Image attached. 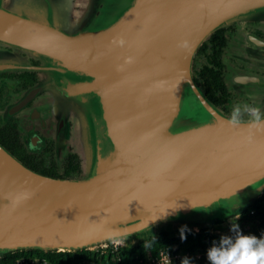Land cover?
Here are the masks:
<instances>
[{"label":"water","instance_id":"95a60500","mask_svg":"<svg viewBox=\"0 0 264 264\" xmlns=\"http://www.w3.org/2000/svg\"><path fill=\"white\" fill-rule=\"evenodd\" d=\"M88 7L93 29L61 34L90 39L81 44L0 14V41L90 79L86 92H70L75 104L54 133L57 142L70 122L79 176L39 174L0 145V252L121 245L177 225L227 232L236 210L264 193V128H250L249 117L230 125L194 82L191 64L215 29L264 21V0H91ZM248 40L264 63V43ZM246 92L264 113V82L253 80ZM231 193L243 201L232 210L218 200Z\"/></svg>","mask_w":264,"mask_h":264},{"label":"flooded vegetation","instance_id":"af4514ba","mask_svg":"<svg viewBox=\"0 0 264 264\" xmlns=\"http://www.w3.org/2000/svg\"><path fill=\"white\" fill-rule=\"evenodd\" d=\"M90 1L91 0H0V14H6L2 10V5L11 2V4L17 6L18 9L21 8L22 11L18 10V13H16L17 11L13 13L16 15L18 14L23 20L27 21L29 25L20 23L31 31L39 34H62L72 33V30L76 29L73 31L74 33L84 34L90 31V29H93L91 20L93 11H89L88 7ZM78 2L80 4H78ZM77 6L82 9L78 10ZM76 18L78 20H76ZM66 22L69 24V27L62 25ZM233 28L235 33L241 36L238 37L237 40L232 37L231 45L233 49L238 52V57L244 60V63L233 58L231 69H233L235 73L236 71L245 70L264 76V63L259 62L257 58L260 51L248 40L250 36L264 43V32L258 30L254 22L250 23V21L244 26L237 25ZM225 32L226 30H224L223 35L226 39ZM12 47L15 48L17 46L6 44L3 48L6 52H11L13 49ZM6 52L3 54H6ZM229 53H232V50ZM42 59L52 65V69L47 68L52 71L47 80L38 78V75L42 74L46 66L42 65V61L37 58H29L27 60L28 63L20 71H0V79L1 77L4 78V80L11 78L18 83V91L20 90L22 92L24 90L20 95V92L18 94L17 92H7L4 98H1L0 101L4 103V107L2 106L3 109L0 112V124L5 123L8 126H13L19 145L34 161L43 163L41 157H34L35 153H37V156L38 154L41 156L51 151L55 157L54 158L53 155L49 157V167L51 168V164H55L56 160L66 156V163L67 157L71 155V147L67 141L70 134V122L66 121L64 123L66 148H59V153H56L57 149L55 150L54 148L56 144L54 143V133H56L58 129L57 126L60 122L59 117L61 116V118H64L67 112V105L75 104V100L73 99L75 94H70L68 89L66 90L67 84L65 83L66 78L64 76L68 75L70 72L66 71V68H62L63 66L59 65V63H57L58 61H55V59L46 57H42ZM28 95L29 97L25 99ZM18 104V108L13 109ZM221 106L217 107L220 108ZM48 120L54 122L52 126L53 129H51L53 135L50 132L51 130L42 128ZM23 136H25V140ZM58 154L60 157L57 158L56 156Z\"/></svg>","mask_w":264,"mask_h":264},{"label":"trees","instance_id":"16d2710c","mask_svg":"<svg viewBox=\"0 0 264 264\" xmlns=\"http://www.w3.org/2000/svg\"><path fill=\"white\" fill-rule=\"evenodd\" d=\"M224 30V27L215 29L197 48L195 56L202 55L204 63L197 69H192L194 82L203 91L206 99L215 106H221L229 97V92L222 77L221 54L226 41L223 35ZM0 145L23 165L42 175L62 178L79 170L77 160L73 154L67 157L62 174L54 171V163L51 164V168H46L41 162L34 161L19 145L13 126H8L5 123L0 124ZM233 224L238 225L241 234L254 235L257 238L264 237V193L237 211V218L233 219L228 225L226 234H221L219 227L212 230L210 227H199L194 230L187 225L169 226L165 229L160 227L156 232H147L135 242L117 246L115 251H112L110 243H107L104 251L98 247L69 251L17 249L0 252V264H13L18 257L34 256L44 257L55 263L138 264V260L143 258L147 252L150 256H154L162 248L175 247L189 254L200 253L205 245L210 242H220L221 237L234 236ZM182 229L184 232L183 239L181 238ZM209 231H211L210 234ZM188 260L190 264H210V261L204 257H189Z\"/></svg>","mask_w":264,"mask_h":264},{"label":"rangeland","instance_id":"374dc122","mask_svg":"<svg viewBox=\"0 0 264 264\" xmlns=\"http://www.w3.org/2000/svg\"><path fill=\"white\" fill-rule=\"evenodd\" d=\"M78 4H80V3L78 2ZM2 8L1 9L3 10L4 13H6L5 15H7L8 17L16 19L17 21H19V22H21V23H23L25 25H29L28 22L23 20V18L21 16H19L18 14L16 15V14L13 13L15 11H17L16 13H18V10H21V8L18 9L17 6L12 5L11 2L5 3L4 5H2ZM77 9L79 10V9H82V8L77 6ZM76 20H78V19L76 18ZM67 22L65 24H62V25L65 26V27H69V24H67ZM76 22H78V21H76ZM248 22L249 21H244L243 22V21H239L238 20V21L233 22L230 25L224 27L225 30H226L225 34H226V40L227 41H226L225 46L223 47V51H222V54H221V61H222V64H223L222 77H223L224 83H225V85L227 87V90L229 92V97H228L226 103L223 106H221L220 108L219 107L218 108L221 109L223 111L224 115L226 117H228V118L230 117L231 110H232L234 105H237V104H240V105L248 104V105H251V106L255 107V101H254V98L252 97V95H250L248 92H246V90H242L241 88H239L241 90L236 89L235 85H233L232 82L230 81L231 75L234 73L233 72L234 70L231 69L232 68V61H233V58H234L232 55L233 54H236V55L238 54V52H236L233 49V46L231 45V43H232L231 38L234 37V39L237 40V38L241 36L240 34L235 33V30H234L233 27L237 26V25L238 26H244ZM252 22H254V25H255V27L258 30H260L261 32H264V21L263 20L257 19V20H254V21H250V23H252ZM74 30H76V29H73L71 34L74 33L73 32ZM43 31H44V29H43ZM234 44H235V41H234ZM5 45H6L5 43L0 42V71H4V70H8L10 72L20 71L28 63L27 60L29 58H37V59L42 61L41 62L42 65L46 66V69L43 70L42 74L38 75V78L39 79L44 78V80H47L50 77L52 71L49 70V69H52V65L47 63L46 61H44L42 59L41 55L33 53V52L25 50V49H22L20 47H15V48L12 47L13 49H12L11 52H6L4 50V48H3ZM231 50H232V53H229V52H231ZM233 50H234V52H233ZM4 52H6V54H3ZM202 63H204L203 56L202 55H197V56L194 55L193 59H192L191 67H192L193 70L197 69ZM47 68H49V69H47ZM62 68H64V67H62ZM242 71L246 72L245 70H242ZM78 72H76V73H78ZM69 74L64 76L66 78L65 79V83L67 84L66 85V90L68 89V92H73V90L76 91V88H78V90L81 93L82 92L84 93V92H86V90H89V87L86 88V86H88L89 82H90V79H87V75H85L84 77H76L71 72ZM81 74L82 73H78V76H81ZM74 81H80L82 83H80V85L78 86L77 84L73 83ZM18 86H19L18 83L15 82L14 80H12L11 78L4 80V78L1 77V79H0V100H1V98H4V96H5V94L7 92H12V93L17 92V94L20 92L19 93V95H20L24 90L22 92L20 90L18 91V89H19ZM7 96H9V95H7ZM95 101L98 103V99L97 98L95 99ZM3 104L4 103H2L0 101V112L2 111V109L4 107ZM91 106H92V108L93 107H98L97 104H92ZM130 116H132V112H131ZM243 117H248V115L244 114ZM60 118H61V116L59 117V119ZM44 125L45 126H43L42 128H44L45 130H51V129H53L52 126L54 125V122L53 121L51 122V120H48ZM50 132L52 133V130ZM62 134H63V132H60L59 137H57V144L58 145L66 142V138H64V135L62 136ZM52 135H53V133H52ZM24 137L25 136H23V139L25 140ZM68 140L69 139H67V141ZM60 149H57L56 153L57 152L59 153ZM52 155L54 157V154L51 151H48L45 155L43 154L41 156H40V154H38V156H37V153H35L34 157L35 156H36V158L37 157H41L42 160H43L42 165L45 166V167H49L50 166V158L49 157L52 156ZM56 157L57 158L60 157L59 154ZM65 160H66V156L62 157L59 160H56V162H55V171L57 173H59V174L63 173L64 167H65ZM77 176H78L77 173H75V172L73 173L72 172L69 175L64 176V178H74V177H77ZM218 200H221L222 203H224L225 206L228 207L230 210L234 209L237 206H240L241 203L243 202L242 200H239L238 198H236L234 193H231L228 196H225L224 198L218 199ZM238 209L236 210V212L238 211ZM201 213H203V212H201ZM206 215H207V212H206ZM201 217L203 218V216H201ZM214 228H216V227H211V230L214 229ZM226 233L227 232H224V234H226ZM110 244H113L114 246H119L120 245L119 243H110ZM106 246H107L106 244H103V245L98 246V248L103 250L104 248H106ZM95 248L96 247H93L92 249H95Z\"/></svg>","mask_w":264,"mask_h":264},{"label":"clouds","instance_id":"9594fccd","mask_svg":"<svg viewBox=\"0 0 264 264\" xmlns=\"http://www.w3.org/2000/svg\"><path fill=\"white\" fill-rule=\"evenodd\" d=\"M244 114L250 118L248 121L250 128H264L262 110L248 104L234 105L228 123L233 127L240 126ZM232 230L234 236L221 237L218 245L213 244L208 249L207 258L210 264H264V237L241 234L236 224L232 225ZM181 238H184L183 229ZM181 264H190V261L185 258Z\"/></svg>","mask_w":264,"mask_h":264},{"label":"built area","instance_id":"2783aa9c","mask_svg":"<svg viewBox=\"0 0 264 264\" xmlns=\"http://www.w3.org/2000/svg\"><path fill=\"white\" fill-rule=\"evenodd\" d=\"M211 231H209V234ZM213 244L218 245L219 242H210L209 244L205 245L204 249L200 253H194V254H189L186 252H182L175 247L171 248H162L157 251V253L154 256H150L148 252L145 254L143 258H140L138 260V264H181L182 260L185 258L189 257H194V258H200L204 257L206 260L207 258V251L210 247L213 246ZM111 246L113 244H110ZM107 247V246H106ZM117 246H112V251H115ZM105 249V248H104ZM103 249V251H104ZM13 264H91L89 262H79V263H55L52 261H49L48 259L44 257H18L14 260ZM99 264V263H95Z\"/></svg>","mask_w":264,"mask_h":264},{"label":"crops","instance_id":"0c3cea01","mask_svg":"<svg viewBox=\"0 0 264 264\" xmlns=\"http://www.w3.org/2000/svg\"><path fill=\"white\" fill-rule=\"evenodd\" d=\"M239 56V54H233V57L234 58H236L237 60H239L240 62H243L242 60H241V58H239L238 57ZM244 63V62H243ZM240 75H245V76H249L250 78H251V81H249V82H246V83H244V82H237L236 80H235V77L236 76H240ZM256 79V82L257 83H260V82H264V76H262V75H258V74H255V73H253V72H250V71H246V72H244V71H236V73H235V71H234V73L231 75V79H230V81L232 82V84L233 85H235V88L236 89H239V88H241L242 90H246L247 88L248 89H250V87L252 86V84H253V80H255ZM241 89H239V90H241ZM71 127H70V134H69V140H68V142H69V144H70V147H71V154H73L74 156H75V158H76V160H77V163H78V168H79V170H78V172H76L77 174H78V176H79V174H80V172H81V170H80V163H79V161H80V158H79V156H78V154L76 153V137H75V135H73L72 133H71ZM54 143H56L55 144V146H54V148L55 149H59V148H66V143H62V144H57V142H56V140H54ZM62 178H64V177H62ZM219 232H220V230H219ZM221 233V232H220ZM221 234H224V233H221Z\"/></svg>","mask_w":264,"mask_h":264},{"label":"bare ground","instance_id":"6f19581e","mask_svg":"<svg viewBox=\"0 0 264 264\" xmlns=\"http://www.w3.org/2000/svg\"><path fill=\"white\" fill-rule=\"evenodd\" d=\"M10 33L12 34H15V30H12L10 28L7 29ZM56 38H59V39H62V40H65L66 42H69V43H74V42H78L79 44L83 43V42H86L88 40H90L89 38H85V36H82V35H78V36H65V35H61V34H50ZM93 39V38H91ZM67 49V48H66ZM236 81L237 82H249L251 81V78L248 76H245V75H240V76H237L236 77Z\"/></svg>","mask_w":264,"mask_h":264}]
</instances>
